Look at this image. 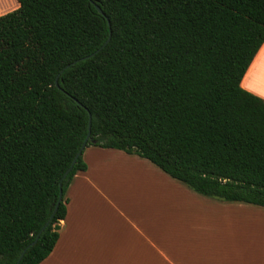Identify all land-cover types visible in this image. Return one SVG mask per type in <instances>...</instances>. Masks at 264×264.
<instances>
[{
	"label": "trees",
	"instance_id": "1",
	"mask_svg": "<svg viewBox=\"0 0 264 264\" xmlns=\"http://www.w3.org/2000/svg\"><path fill=\"white\" fill-rule=\"evenodd\" d=\"M19 2L0 15V264L52 252L89 146L264 207V99L241 85L264 43V0Z\"/></svg>",
	"mask_w": 264,
	"mask_h": 264
},
{
	"label": "crops",
	"instance_id": "2",
	"mask_svg": "<svg viewBox=\"0 0 264 264\" xmlns=\"http://www.w3.org/2000/svg\"><path fill=\"white\" fill-rule=\"evenodd\" d=\"M19 6L0 0V15ZM241 85L264 99V43ZM83 157L40 264H264L263 206H229L121 149L89 146Z\"/></svg>",
	"mask_w": 264,
	"mask_h": 264
},
{
	"label": "water",
	"instance_id": "3",
	"mask_svg": "<svg viewBox=\"0 0 264 264\" xmlns=\"http://www.w3.org/2000/svg\"><path fill=\"white\" fill-rule=\"evenodd\" d=\"M95 5H96V7H97V9H98L99 12H101L102 14H105L104 11L102 10V8H101L98 4L95 3ZM109 41H110V37L107 39V41H106V42H105L100 48H98V49H97L96 51H94L93 53H91V54H89V55L83 57L82 59H85V58H89V57L94 56L95 54H97L98 52H100V51H101V50H102V49L108 44ZM78 61H79V59L76 60V61H74L73 63L67 64L65 68L70 67L71 64H74V63H76V62H78ZM57 84H58V83H57ZM90 125H91V114H90ZM89 137H90V131H89V133H88V135H87V137H86V139H85V141H84L82 147L80 148V150H79L78 153L76 154V156H75V158H74V160H73L71 166L66 170V172H65V174H64V177H63L62 180H61V183H60L59 198H58V201H57L56 206H55V208H54V211H53V213H52V215H51L49 221L47 222L46 226H47V225L49 224V222L51 221L52 217L54 216L55 212L57 211V209H58V207H59V205H60V203H61V201H62V198H63V186H62V185H63V183H62V182H63V179L68 175V173L71 171V169L73 168V166H74L75 163L77 162V160H78V158L80 157V155L83 153L84 149H85L86 146H87V142H88V140H89ZM37 240H38V237L32 242V244H35V243L37 242ZM24 253H25V251H23L21 257L23 256ZM17 264H19V261H18Z\"/></svg>",
	"mask_w": 264,
	"mask_h": 264
},
{
	"label": "rangeland",
	"instance_id": "4",
	"mask_svg": "<svg viewBox=\"0 0 264 264\" xmlns=\"http://www.w3.org/2000/svg\"><path fill=\"white\" fill-rule=\"evenodd\" d=\"M212 199H216L218 201H222L226 204H229V206H232V207H261V206H258V205H254V204H249V203H245V202H234V201H224V200H220V199H217V198H212Z\"/></svg>",
	"mask_w": 264,
	"mask_h": 264
}]
</instances>
